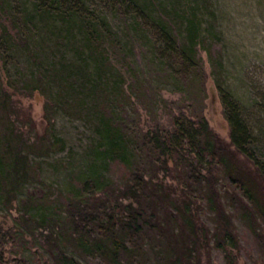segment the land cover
<instances>
[{"label": "trees", "instance_id": "obj_1", "mask_svg": "<svg viewBox=\"0 0 264 264\" xmlns=\"http://www.w3.org/2000/svg\"><path fill=\"white\" fill-rule=\"evenodd\" d=\"M111 1L130 12L141 30L154 29L164 40L163 50L176 51L174 71L200 78L196 11L171 2L173 20L157 8L160 2ZM147 3L156 7L148 10ZM23 4L12 11V0H0V12L9 14L11 26L21 36L19 44L1 23L3 59L9 54L7 48L17 44L32 56L31 65L38 60L25 32L31 24L37 27L36 34L44 32L41 38L60 40L64 48L72 38L78 44L69 59L51 55L50 68L43 75L46 79L37 78L45 85L39 90L46 94L40 132L24 133L20 121L25 120L31 129L34 119L13 101L12 89L0 86V198L9 199L19 191L39 166V161L29 158L30 150L42 153L64 145L63 136L53 129V105L77 110L89 120L92 132L81 151L68 147L65 158H57L64 166L60 198L51 203L34 199L40 209L27 212L30 218L38 214L36 219L47 226L40 231L48 242L43 264H85L64 248L67 243L98 254L108 264H134V258L143 255L134 236L145 229L157 239L152 264H202L201 256L210 245L221 249L223 264H239L233 251L239 245L233 214L252 232L264 254V163L252 146L251 129L231 91L215 79L228 125L227 139L208 126L200 110L192 114L171 111L168 127L139 126L130 115L140 114L136 100L145 96L144 89L137 76L122 67L123 58L114 60L109 55L108 48L117 45L119 36L107 16L96 12L88 0H24ZM175 22L181 27L178 46L171 31ZM57 77L59 83L53 85ZM6 85L14 86L10 79ZM221 177L224 182L217 185ZM195 187L210 212V227L199 214L197 196L191 192ZM0 264L14 263L0 259Z\"/></svg>", "mask_w": 264, "mask_h": 264}, {"label": "rangeland", "instance_id": "obj_2", "mask_svg": "<svg viewBox=\"0 0 264 264\" xmlns=\"http://www.w3.org/2000/svg\"><path fill=\"white\" fill-rule=\"evenodd\" d=\"M152 1L160 2L161 5L157 8L165 13L167 18L173 20L169 12L171 2L177 3L184 9L192 8L196 11L200 20V33L195 55L202 70L198 80L174 71L176 51L163 50L164 40L157 36L154 29L148 28L149 30L145 31L135 26L130 17L132 14L118 8L116 2L88 0L96 12L105 14L110 23L116 27L119 42H116L115 47L108 48L109 55L114 60L118 56L120 59L123 58L125 62L121 64L122 67L137 76L141 89H144L145 96L141 95L139 96L141 98L136 100V109L140 114L133 116L131 113L130 117L133 118L131 122L136 121V124L142 127L158 124L168 127L171 111L180 109L192 114L200 110L208 126L220 137L227 139L228 125L215 86L217 78L239 101L241 114L251 129L252 146L258 158L264 163V0ZM23 2L24 0H12V11L24 6ZM155 7V4L147 3L148 10ZM8 15L0 12V28L4 24L14 41L21 44L20 31L11 26ZM141 25L147 26L145 23ZM180 29L179 23L172 24L171 31L175 35L174 44L177 46L182 40ZM37 31L34 24L25 31L33 52L37 53L38 60H35L34 64L31 65V61H34L32 56L28 57L27 52L20 49L17 44L7 46L6 52L9 54L6 59L0 56V86L12 89L13 101L19 105V109L28 112L34 119L35 127L31 129L25 120L20 121L24 133L28 131L32 135L44 128L45 121L43 102L46 94L39 90L45 85L37 78L41 76L43 81L46 79L43 75L48 73L51 55L55 57L62 55L63 58L69 59L75 53L78 44L72 38L64 48L61 46L62 41L53 37L41 38L40 33L44 32L40 30L36 34ZM121 40L123 41L120 42ZM117 46L119 48H116ZM7 79H10L14 86L6 85ZM58 83L57 77L53 85ZM64 85L66 86V83ZM53 108L50 112L53 129L63 136L64 145L62 147L54 145L49 151L42 153L30 150L29 158L39 161V166L19 191L9 199L0 198L1 261L14 264H43L47 259L48 242L40 232L46 231L47 226L36 219L37 213L30 218L27 217V212L40 209L34 199L42 198L51 203L56 201L55 197L60 198L59 178L64 173V166L57 158H65L68 147L81 151L88 137L92 135L89 120L84 115L78 114L77 110L54 105ZM10 115L16 118L13 112ZM18 122L17 120L16 124ZM129 124L135 126L133 123ZM143 153V151L140 153L141 156ZM168 178L171 179L170 175H167ZM114 181L120 182L119 178ZM223 182L224 179L221 177L216 184ZM191 192L197 196L201 218L210 227V212L202 204L198 189L195 187ZM89 201L91 202L90 196ZM31 202L33 205L27 211H23V207L29 206ZM226 205L230 210V206ZM20 214L24 219H20ZM232 219L239 243L233 248L237 262L264 264V254L258 248L252 232L239 216L233 214ZM134 240L139 244L143 254L139 260L134 258V264H152L153 249L157 247L156 236H152L151 231L145 229L139 235H135ZM64 246L85 264H108L98 254L85 253L71 246L70 243ZM206 254L207 259H205ZM201 261L202 264L209 262L223 264L221 249L208 246V253L202 254Z\"/></svg>", "mask_w": 264, "mask_h": 264}]
</instances>
